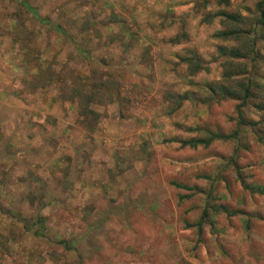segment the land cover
Instances as JSON below:
<instances>
[{"label":"rangeland","instance_id":"rangeland-1","mask_svg":"<svg viewBox=\"0 0 264 264\" xmlns=\"http://www.w3.org/2000/svg\"><path fill=\"white\" fill-rule=\"evenodd\" d=\"M25 1L71 40L18 1L0 0V264H264V196L244 190L230 164L264 186L260 99L244 110L246 126L234 100H184L170 110L162 99L166 88L204 96L205 82H221L220 65L208 61L220 25L201 24L195 0ZM257 1L231 0L224 10L246 15ZM112 15L140 31L137 43L110 40ZM182 22L188 40L171 46ZM153 32L150 43L143 35ZM186 48L209 66L194 77L201 88L182 79ZM103 60L122 62L121 96L130 102L92 105L90 129L76 123L51 74L105 77ZM237 129L238 140L208 147L179 142ZM39 217L44 231L35 237Z\"/></svg>","mask_w":264,"mask_h":264},{"label":"trees","instance_id":"trees-1","mask_svg":"<svg viewBox=\"0 0 264 264\" xmlns=\"http://www.w3.org/2000/svg\"><path fill=\"white\" fill-rule=\"evenodd\" d=\"M16 1H18L21 7L29 11L38 22L47 24L48 27L55 30L67 41L71 40L68 32L59 26L51 25L48 18H40L25 0ZM230 4L231 0H195L194 2V9L197 10V13L201 12V15H199L201 16V24L212 25L217 23L220 25V28L214 31L211 36L212 39L218 40L219 44H215L214 51L212 54H209L208 61L211 60V62H216L220 65L221 82H205L201 86L205 90L204 96L197 95L191 89L178 92L166 88L162 94V99L170 110L176 109L175 107L179 106L184 100L199 103H209L212 97L219 98V100H234L237 101L235 110L238 126H246L251 125V123L246 122L244 110L250 106L253 99H260L259 102L253 103V107L258 111L264 112V86L257 85V82L261 78L264 79L259 74V65H264V0H258L254 3L253 7L246 8V15L240 12L224 10ZM210 5H216L220 10L213 11L210 9ZM170 13V10L166 11V14L162 17L161 26H163ZM112 19L116 24L117 31L111 33V41L121 42L125 44L124 47L126 48L137 43L139 40V30H126L121 25L122 21L116 15H112ZM167 27L169 26L164 25L162 30ZM153 33L154 35L143 33V37L148 42L153 43L156 37L155 32ZM187 40L188 34L182 22L176 34L166 39V42L171 46H177ZM75 49L80 55L85 56L87 54V51L84 52L80 46H76ZM147 51L148 49L142 51L141 58L145 56ZM183 51H185V54L179 57V61L186 67V72L183 74L182 79L189 87L201 88L200 84L194 81V77H197L200 73L208 72L209 66L197 51L188 48L183 49ZM99 66L107 67L109 73L105 77H95L93 74L90 78L77 75L74 72L71 73L68 69H64L65 78L61 77L63 69L58 72L59 74H51L54 79L60 80L61 92L59 93L63 100L68 102L70 108L75 111L74 120L76 123L86 124L90 129H92V124L98 120L97 113L91 110L92 105L112 101L119 108L124 109L127 108L130 102L128 98L121 96V69L124 67L122 62L110 65L108 61L103 60ZM206 133V136L179 142L182 147L191 149H195L198 146L208 147L214 141L238 140L240 132L237 129L228 135L210 131ZM262 140L264 141V137ZM230 164L234 165L238 173L237 177L244 190L251 194H261L264 196V186L255 187L254 185L247 184L238 172V165H236L234 158H231ZM22 224L26 231L31 232L30 224H27L25 220H22ZM35 224H39V227L33 234L35 237H40L44 231L43 219L39 217L33 225L35 226Z\"/></svg>","mask_w":264,"mask_h":264}]
</instances>
